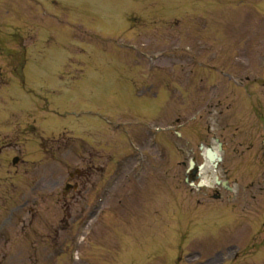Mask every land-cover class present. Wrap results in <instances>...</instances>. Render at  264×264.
Returning <instances> with one entry per match:
<instances>
[{
  "label": "rangeland",
  "instance_id": "1",
  "mask_svg": "<svg viewBox=\"0 0 264 264\" xmlns=\"http://www.w3.org/2000/svg\"><path fill=\"white\" fill-rule=\"evenodd\" d=\"M69 1L73 2V6L77 7L78 11L74 16L69 15V13L67 16L70 19H77V17L81 18L84 27L99 31L100 36L108 37L116 31L118 23L117 19H109L107 17V12H114L117 17L119 14L118 12L124 10V12L120 14L123 16L125 15L126 19L129 21V25L127 24L125 28H123L124 32H127V34L128 32L130 33L132 27H134L133 20L135 17L143 15V21L149 23V25L146 24V30L141 29L139 31L136 30L135 32L132 30L133 38H137L132 40L141 44L143 43L148 51L153 52L175 44H184L180 39L181 34H179V31L181 30H178L176 26L179 23L185 22L186 13L181 14V12H183L181 8H179L181 12L169 11L168 9L174 8L173 4L171 5L172 0H140L141 4L137 3L135 5L131 4H134L136 0H130L131 3H129L128 6L123 0H92V6L90 4L88 6H83L80 2L74 0ZM247 2L250 3V0H247ZM209 3H211L210 8L216 11L215 18L211 19L209 32L213 36L215 31L213 29H216L219 36L223 39L222 42L220 40L214 42L209 39L211 42L210 44L212 45L211 50L217 51L216 62L221 66L226 64V66H224L226 69L237 72L239 75L243 76L240 78L237 77L238 79L244 78V68H250L249 65H253L251 68L256 72L250 77L251 81H249V84H252L253 86H249V93L237 90L234 93L228 94L233 97H229L225 101L226 103L229 101L232 103L234 102L231 104L232 108H235V111H240L235 116L242 114L240 121L234 119L230 121L241 126H247L252 121L251 116L246 117L247 111L249 112V106L252 104H259L262 109L264 108V87H262L264 86V67H260L262 64L261 59L263 57L260 56V53L262 52L261 48L263 47V44L259 47L257 43H251L252 39L253 41H264V12L261 7H258V14L255 13V17H252L251 14L246 16L248 13L242 14L241 17L233 15L223 21V28L220 27L219 17L221 15L223 17L226 16L223 11L224 7L227 8L228 5H223V1L221 0H210ZM188 5L190 6H186V8L191 11L193 9L192 5L194 7L196 2H188ZM161 9L162 24H160V26L162 27V30L161 35L157 40L156 37H153L154 31H156L153 29L156 27L154 22L156 19L152 18L151 15L156 10L159 11ZM89 17L93 18L91 19ZM192 19L193 16L188 15V21H191ZM237 19L240 22L247 23L244 24L238 32L233 33V31H230L231 26ZM197 20L198 18L194 17V21ZM259 20L262 21L259 23ZM255 22L258 23L255 24ZM172 25L175 26L176 32L174 30L170 31V29H173L171 28ZM14 26L15 25L11 23L9 24V27L0 26V66L5 71L6 78L12 80L9 87L14 86L17 99L24 105L31 107L32 104L29 103L30 99L39 98L42 97V95L37 93H34L33 95L27 94L23 91V88H20L17 84L14 85V83H16V81L18 82V79L20 78L22 79L21 81H25V76L21 75L19 78L14 77L9 70L10 60L3 56V54L8 53L12 49L17 51L20 47L19 41L14 39L11 35V33H13L11 28ZM18 26L24 27V35L26 36L24 42L28 49L31 47L32 42H30L27 36L29 37V35L37 31L39 23L37 21L32 22L30 20H24L20 22ZM69 33L64 28H59L54 33L56 42L53 46L51 45V47L53 48L52 52L58 54L57 59L59 62H56L57 64L54 62L55 66L57 65L56 68H54V64L50 63L46 72L47 78H41V74L35 72L37 68H34V71L28 70L27 75L33 80L32 84L30 83L33 87H35L38 82H43V85L39 84L37 86H45L47 89L54 87L58 90L57 94H51L52 105L56 104L57 108H60L57 112L64 113L61 116L52 112L40 114L38 116L39 125L43 127L44 130L55 127H68L83 136V129L80 126L84 124L92 129V136L89 134L90 141L92 142L89 147H85V143L72 137L70 138V136L77 134L69 131L57 134L56 132L49 130L44 137H40L39 133L35 130L30 134L32 131L28 130L27 127H29L32 120L31 115L29 114V116H27L29 113L28 111L19 114L20 117L17 124L19 134V136H17V150L21 161L16 167L12 168L9 159L15 154V152L14 150L6 151L3 154L5 156H1L0 158V176H2L3 179H8L9 175L16 171V184L19 196L26 195V197H34L33 203L23 211V215H29L33 219V225L32 228H30V237L27 239L28 241L29 239L33 240L35 245L34 247H30V245L25 242V233L27 231L24 230L23 233L20 232L23 221L19 220L18 224L16 223V227L14 224H11L13 226H6L5 231L0 232L2 233V237H0V260H4V262L0 264H33L32 260H26L28 256L39 257L36 264H67L68 248L72 243L68 241L59 251L54 250L51 245L48 246L41 244L39 241H43L45 240V237H48V241H45L49 244L54 243L57 238V229L61 231L59 233V235L62 236L61 240L63 238L66 239L67 236L65 237V235L68 234L67 229L71 227L73 229L82 215L85 207L84 202L88 199H93L94 190L100 185L103 176L102 173L106 172V166L109 165L105 159L107 152L105 153L101 146V143L103 145L105 142L107 143V140L105 141V138H102L103 136L107 137V129L105 130L104 127L100 128L98 126H103L105 122V119L103 118L107 116L120 117L121 120H126V115L130 113L127 112L126 109L130 105H143V103L148 100H150V102H154L155 100L159 102L158 98L145 100L143 97L134 95L132 92L129 93L130 99L125 97L122 100L120 92L125 91L126 85H124V82H122L120 77L116 79V77L110 76L111 72L109 70L112 68L107 67L97 54H93L87 59V61L82 59L86 62L85 75H80L77 80L68 77V79H71V83L69 84H66V81L63 82V80L59 78L58 72L60 73L65 65L68 64L69 61L67 60V62H65L66 59L71 57L74 58L71 50L72 46L69 42ZM183 34L185 35V33ZM186 35V37L190 38L191 32L188 31ZM176 38H178V42L175 41ZM224 40L226 43H223ZM195 41V46L201 48V38L195 39ZM235 41H240L241 45H234ZM243 43L246 45H243ZM222 45H224L223 51L225 53L219 50ZM243 47H245L248 54H252L247 55L248 65L238 64L230 59H227L228 61H226L230 52L241 50ZM88 49L92 50L93 47L91 46ZM99 51L104 52L102 50ZM29 53V62H34L31 61L33 60L31 51ZM79 56H82V54H79ZM48 58L51 59L50 52ZM136 67L137 69H140L138 66ZM70 68H67V71ZM156 73L160 74V72L155 71V74L152 77H149L143 67H141V71L138 72V74L147 79L145 80V83H152L153 85L158 83L156 80L158 79ZM181 78H177V80H179L181 84H186L185 77L181 75ZM186 78L188 79L187 76ZM254 78H256V80H254ZM0 80H3V77ZM190 83L191 80L188 81L187 84L190 85ZM153 85L151 89L154 88ZM112 91L114 92L111 93ZM135 91L138 92V90ZM9 95L10 91H8L7 88L0 87V103H2L0 106L2 110L5 105L9 103ZM163 96L166 98L164 94ZM208 97H210V95L205 96L203 93L194 97L191 94H180L177 98L170 99L169 103L164 102L166 106L161 112V117L155 118L153 123L161 126L169 125L175 123V118L178 115L182 117L181 119H186L194 112V109L191 108L193 106L196 107L197 102L207 100ZM219 98H221V95H218L213 100L216 101ZM209 101H212V99L210 98ZM88 111H95V114H87ZM205 111H207V109H205ZM205 111L201 114L202 117H206ZM71 112H82L83 114L82 117H77L76 121L74 116L69 115ZM137 113V108H134L131 111L130 119L134 120L133 116H137ZM144 114L147 115L148 111L145 110ZM102 115L105 116L103 117ZM83 120L89 123L93 122L94 124L83 123ZM195 124H199L201 129H204V121L202 119ZM252 134L254 135V138H252L253 142L255 141L254 139H256L253 143L254 148L252 149V151H255L257 147L260 148L261 137L257 135V132H253ZM54 135L55 137H59V135L62 136L64 138L62 139L63 141L61 143H56L51 142L50 139L48 140L47 137L53 139ZM134 135L138 138L143 134L140 132L139 128H136L134 129ZM163 135H166L167 137L164 138V142L166 143L164 144L167 147L169 155L166 154L164 158H162V161L157 155L156 157H151L150 167L156 164L163 165V167H168V165H170L172 142L168 138V134ZM244 136L249 137L250 133ZM40 138H43L42 143L45 142L46 144H41ZM124 143H126L125 140ZM57 144L59 145L56 146ZM106 146L111 148L108 143ZM244 146L245 145H243V147ZM93 148L95 149L93 150ZM117 151L121 153L119 150ZM248 153H246V155H248ZM151 155L155 156L153 153ZM182 159L184 158L179 157V160ZM9 165H11L10 172L6 170ZM150 167L141 174L138 179L129 173L128 168L122 171L118 181L113 188H111L106 197L102 206L104 210V213L102 214L105 215L106 213L112 212L114 214L118 213L119 217L124 218L125 221H123V219L118 220L115 215L113 217L111 214L106 217L102 214L96 215L84 233L86 238L85 241L81 243L77 254L80 256V260L82 259V262H73L71 264H102L105 255L111 254V248L113 247L124 248L125 252L130 255H137L140 252V255L144 256L143 264H214L212 261H208V258L214 257L215 259L218 256L216 262H219V259L222 256H226L227 260L228 256L232 254V252H230L231 245L234 243L236 244L235 238H238L241 229H243V225H248L247 227L249 230L243 235L245 236L247 233L248 238L245 241L246 247L240 252L238 260L244 259V264H264V243H261V240L264 239V230L262 229V224L264 222V204L263 206L261 205L262 209L257 212L250 208V211L248 212L250 216L245 214L249 208L247 206V209L243 214V217H246V220H241L243 217L241 219L237 218L241 220L240 223L242 222V224L232 228L233 232L231 231L232 233L230 234L233 235L230 240L226 239L229 236L226 232H222L219 235H212L211 237L208 235L203 236L204 234L202 235L201 232L206 228L202 227L203 225L209 226L208 231H214L218 222V227H223V223L227 222V217L223 216V214H217L214 217L209 215V221L206 217L198 219L195 210L192 208L194 201L191 200V198L189 200L183 198V195L180 194V189L170 186L169 179L167 180L164 176L162 177L159 170L154 171L153 169H150ZM119 170L121 171L122 168L120 167ZM70 174H73V176L71 177ZM31 180L32 183L28 188V184ZM158 181L162 183L161 186ZM66 183H74L77 185V188L68 191L66 196H64L63 190ZM171 187L173 188L172 192L177 194L173 198L176 201L175 203L169 198ZM22 192L24 194H22ZM257 196L264 199V191L262 190ZM117 198L120 199L121 204L119 205H115ZM3 205L5 206V200L1 197L0 212L4 208ZM183 205V215L177 217L176 209ZM190 206L192 207L190 208ZM254 211L255 214H252ZM127 214H130V216ZM239 220L235 223H238ZM136 225L138 226L136 227ZM64 228L66 229L65 232L62 231ZM196 229L198 232L194 233L193 230ZM179 237L183 241L181 242L180 240L178 244ZM220 238L221 240H219ZM15 242H17V244H15ZM110 243L111 248L109 249L108 247L110 246ZM177 244L178 247L175 248ZM101 245H103V247H101ZM147 245H149V247H146ZM173 245L174 248H171ZM160 248H165V252H158ZM103 249L105 251L107 250L105 255L102 254ZM115 251L116 257L121 255L119 250ZM36 254H38V256ZM186 254L189 257L188 259L183 258ZM166 255L167 258H165ZM177 258L180 259L177 260ZM191 259H195L196 261H191ZM166 260L168 262H166ZM229 260H232V258ZM221 261L218 264H220ZM139 262L140 261L136 264H139ZM225 264H233V261L225 262Z\"/></svg>",
  "mask_w": 264,
  "mask_h": 264
}]
</instances>
